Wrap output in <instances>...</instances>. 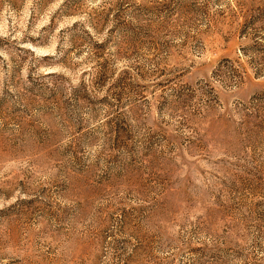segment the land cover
I'll return each instance as SVG.
<instances>
[{"label":"rangeland","instance_id":"rangeland-1","mask_svg":"<svg viewBox=\"0 0 264 264\" xmlns=\"http://www.w3.org/2000/svg\"><path fill=\"white\" fill-rule=\"evenodd\" d=\"M0 264H264V0H0Z\"/></svg>","mask_w":264,"mask_h":264}]
</instances>
